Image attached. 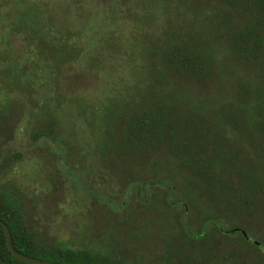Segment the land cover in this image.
<instances>
[{"label": "trees", "instance_id": "obj_1", "mask_svg": "<svg viewBox=\"0 0 264 264\" xmlns=\"http://www.w3.org/2000/svg\"><path fill=\"white\" fill-rule=\"evenodd\" d=\"M70 1L76 5L72 23L57 28L47 14L43 38L35 37L36 20L29 21L33 18V15L29 17L31 7L36 5L26 4L31 11L26 9L21 12V16L25 15L24 24H15L10 34L9 56L5 52L0 55V62L10 67H3L0 72L7 76L15 66L23 68L24 61L31 68L36 62L27 56V52L29 49L34 54L38 51L37 56L47 68L45 80H40V84L53 85L48 98L59 105L76 106L83 101L86 90L75 84L82 82L78 73L87 70L91 71L88 83L91 86L102 84L106 79V76H97L100 73L93 75L92 69H103L111 75L114 83L133 81L127 85L131 96L137 95V88H144L145 91L135 98L133 104L117 106L110 102L108 107L103 108L104 119L101 121L104 137H110L112 163L130 158V164H134L141 154L149 155L153 150L166 149L165 156L163 153L160 156L152 154L147 162L142 163L143 166L137 169L142 171V176L128 174L126 182L144 181L150 186L156 181L163 182L171 186L168 195L171 198L177 187L175 178L181 176L174 175L173 164L178 163L183 170V190L181 199H176V202L183 206L179 223L188 242L204 246L212 241L215 233L219 234L221 242L232 238L231 235H239L243 242L238 241L230 251L228 247H216V254L221 256L219 262L226 264L230 260L231 264H264L263 244L259 240L254 243L237 229L233 230V234L230 231L238 226L243 228L254 219L264 224V0H210L212 6L208 7L190 0L197 6L195 16H201L208 28L206 34L199 32L195 35L179 25L181 28L173 32L162 30L151 35L154 41L142 45V51L136 54L128 47L120 46L114 35L125 21L136 19V14L129 13L127 9V5L134 0H91L95 6L115 2L117 10L111 18L104 13L82 16L79 10L81 0ZM171 1L150 2L155 3V9ZM148 22L146 28H153V20ZM86 25L94 27L95 40L89 46L85 45L86 35L90 32H84ZM103 25L108 28L105 27L100 34L98 26L102 29ZM16 31L20 37H27L23 39L29 48L24 51H16L14 47ZM32 43H37L38 47L32 46ZM55 49L59 50L60 57L52 65L51 53ZM230 55L242 67H232L228 62ZM125 72H131L132 76L126 77ZM210 72L219 77L215 91L208 95H194L184 89L183 81H200L211 77ZM33 73L30 72V76ZM232 82L233 87L227 88ZM56 88H63L69 94L68 99L64 94H56ZM81 106L76 112L92 109L89 103H82ZM43 117L48 132L55 131L58 121H55L54 115L45 110ZM119 118H124L120 127ZM202 118L206 119L205 122ZM157 169L166 172H155ZM108 170L109 180L113 183L119 176L115 174L114 167H108ZM155 173L160 175L154 179L150 177L149 182L145 180L146 175ZM169 197L167 200H171ZM126 202L122 201L121 205ZM193 212L204 215L205 225L199 228L197 236L191 235L192 227L185 221V217ZM223 217H231L233 224L230 229L222 225ZM0 219L8 226L11 246L20 253L40 259L54 257L57 259L54 262L61 264H126L125 258L121 254L119 256L122 251L119 248L91 253L86 248L74 249L61 242H43L4 194H0ZM211 226L214 230H210ZM250 244L256 251L252 248V253L247 251ZM0 264H34L10 253L1 225Z\"/></svg>", "mask_w": 264, "mask_h": 264}, {"label": "rangeland", "instance_id": "obj_2", "mask_svg": "<svg viewBox=\"0 0 264 264\" xmlns=\"http://www.w3.org/2000/svg\"><path fill=\"white\" fill-rule=\"evenodd\" d=\"M150 1L153 0H134L127 5L128 12L136 14V19L131 22L125 21V24L114 34L115 39L120 41V46L128 47L136 54L142 51V45L151 44L155 39L152 36L162 30L173 32L182 27L195 35L199 32L206 34L205 31H208L201 16H195L197 6L190 0H172L155 9V3L152 4ZM91 2V0H81L79 10L82 16L104 13L103 15L111 18L117 10L115 2H110L105 6H95ZM196 2H201L203 7L211 5L210 0H196ZM32 3L36 6H32L31 11L26 4ZM26 9L31 11L29 17L33 15L29 21L35 19L38 23L35 27L37 29L34 32L35 37L43 38L48 17L57 28L70 25L76 5L70 0H0V55L5 52L6 56H9L11 52L8 47L11 44L10 34L15 24H24L25 15L21 16V12L27 11ZM149 19L154 22L153 28L150 29L146 28ZM105 27L108 28L103 25L100 29L98 26L100 34ZM85 31H90L85 40V45L89 46V43L92 44L95 40L94 27L86 25L84 26ZM23 38L27 39L26 36L20 37L18 32L15 33L13 44L16 51L27 49L28 43ZM71 39L74 40L73 37ZM32 46L38 47V44L32 43ZM42 51L47 55L44 49ZM27 54L31 60L36 62L30 68V72H34L30 76L32 80L30 88L33 90L30 92V97L34 98L30 105L31 134L27 132L25 117L23 118L20 111L22 103L15 102L10 105L15 107L14 110L9 109L10 106L7 105L6 109L4 108L5 116L0 117V129H7L12 116L14 119L20 118L19 124L25 127H23L24 130L16 132L15 141L11 142V145L9 143L8 150L0 147V194H4L20 211L37 237L46 243L61 242L74 249L86 248L92 251L91 253H98L106 248L113 251L119 248V250L122 249L119 256L121 254L125 258L126 264L136 263V260L131 259L135 256L133 245L130 242L126 243L130 239L135 240L143 256L144 252L148 254L153 252L152 248H158V251H154L157 256L154 254L149 256L150 264H222L219 262L221 261L220 254H216V247H228L230 251L238 241L243 242V240L239 235L237 237L231 235L232 238L224 239L223 242L227 243H223L220 241L219 234L215 233L216 236L214 235L213 239L211 237L212 241L204 246L202 244L191 245L188 242L184 229L179 223L183 206L176 202V199H181L180 193L183 190L181 165L173 164L175 177L178 174L181 176L180 180L175 178L177 187L171 198L168 196L171 186L163 182L156 181V185L150 186L143 183L144 181L132 183L125 180L128 174L142 176V171L137 170L143 166L142 163L147 162L152 154L160 156V153H163L162 155L165 156L166 149L153 150L149 155L141 154L134 164H130V158L119 163H112L110 137H104V124L101 121L104 119L103 108L108 107L110 102L117 106L133 104L135 98L145 89L138 90L137 88V91L134 90L137 95L131 96L127 85L133 81L128 80L125 84L114 83L111 75L106 74L103 69H98V71L92 69L93 75L100 73L97 76H106L104 82L91 86L88 84L91 71L79 72L82 82L75 85L86 90V94L82 97L83 101L77 103L76 106L64 103L59 105L58 102L48 98L53 85L51 83V86L40 84V80H45L46 63L37 56L38 51L34 54L29 49ZM51 55L53 56L52 65H54L60 57L59 50L55 49ZM230 56L228 59L230 65L240 67V62L232 55ZM3 67L8 69L10 66L0 62V71L4 69ZM8 73L10 76L11 72L8 71ZM125 74L126 77L132 76L131 72H125ZM2 76L4 75L0 72V88L4 82ZM218 81L219 77L212 74L211 77L202 78L200 81L189 80L182 83H184V89L191 94L208 95L216 90ZM233 85L234 82L230 83L227 88ZM55 91L56 94H64L68 99L69 94L63 88L62 90L56 88ZM82 103L91 104L92 109H81L76 112V109L82 107ZM39 108L41 111L38 113ZM225 108L228 109L227 111L230 110L228 107ZM45 110L56 116L58 122L55 125V131L48 132V126L41 125ZM123 119H118L119 127L123 125ZM201 120L205 122L206 119ZM40 130L46 134L42 138L37 137ZM108 167H114L115 174L119 176L116 181H113L115 184L109 180ZM154 171L160 173L159 171L163 170ZM158 173L149 176L145 174V180L149 182L150 177L157 178L160 175ZM167 197L171 200H167ZM125 200L126 204L121 205ZM199 214L193 212L188 218L185 217V221L192 227V236H197L199 228L205 225L204 215ZM231 217L221 218L225 229L231 228L233 224ZM260 222L254 219L243 228L239 226L236 228L243 229L251 241L259 240L264 250V224ZM212 227H209L210 230H214ZM230 230L232 234L235 232L233 228ZM237 231L240 232V230ZM191 246H197V248ZM251 248L256 251L250 244L247 250L249 253L253 252ZM209 255L212 257H208ZM44 258V260L53 262L57 260L50 256ZM229 261L227 260L226 264H231ZM147 263L148 261L144 259L143 264ZM91 264L98 263L91 262Z\"/></svg>", "mask_w": 264, "mask_h": 264}, {"label": "flooded vegetation", "instance_id": "obj_3", "mask_svg": "<svg viewBox=\"0 0 264 264\" xmlns=\"http://www.w3.org/2000/svg\"><path fill=\"white\" fill-rule=\"evenodd\" d=\"M24 65L23 68H20V66H15V69H13L14 71H12L10 73V76L7 75L2 76L4 78V82L1 84V91H0V117H4L5 116V110L7 105L8 107L10 105H12L15 102H20L22 103V110L20 109V111L22 112L23 118L25 117V121H26V129L28 130L27 132L31 134V118H30V112H31V100H30V67L27 64ZM9 109L14 110L15 107L10 106ZM12 110H10L11 112H13ZM9 111V112H10ZM40 111V109L38 110V112ZM7 115V114H6ZM55 117V121L56 120V116ZM43 119V124L45 126V119L44 117ZM19 120H21L20 118H15L14 116H12V119L10 120V122H8L7 124V129H0V139H2V141H0V147H2L4 150L7 149V146L11 145V142H14V136L16 134V132L18 130H22L23 127H25V125H20L19 124ZM54 121V120H53ZM1 122V121H0ZM0 127H1V123H0ZM41 129V128H40ZM24 130V129H23ZM42 130L39 131V137L42 138V136H45V133L41 132ZM29 143V139L27 141ZM1 150V149H0ZM8 150V149H7ZM126 185V184H125ZM249 238V237H248ZM126 241V240H125ZM132 243L133 245V254L136 256H133V258H131L132 260H136V263L133 264H137V263H144V259H146V261H148L147 264H150V257L152 254H154V251H158V248H152L153 252H149L148 254L144 252V256L142 255V253L139 251L140 249L137 247L135 240L131 239L129 241H126V243ZM137 253V254H136ZM155 256H157V254H154ZM143 259V260H142ZM142 260V261H141Z\"/></svg>", "mask_w": 264, "mask_h": 264}, {"label": "water", "instance_id": "obj_4", "mask_svg": "<svg viewBox=\"0 0 264 264\" xmlns=\"http://www.w3.org/2000/svg\"><path fill=\"white\" fill-rule=\"evenodd\" d=\"M0 225L3 229V232H4V236H5V242H6V246L8 248V250L10 251V253L20 259V260H23L25 262H29V263H34V264H61V263H57V262H52V261H47V260H44V259H40V258H37V257H32V256H29V255H26V254H23V253H20L18 251H16L12 246H11V243H10V233H9V229H8V226L6 225V223L0 219ZM234 229H237V228H233ZM237 230H240V232L247 237V233L243 230V229H240L238 228ZM231 231V230H230ZM255 243H257L256 241H254Z\"/></svg>", "mask_w": 264, "mask_h": 264}]
</instances>
